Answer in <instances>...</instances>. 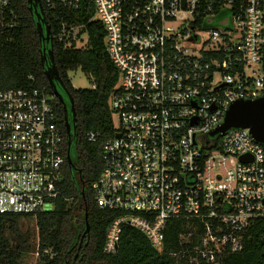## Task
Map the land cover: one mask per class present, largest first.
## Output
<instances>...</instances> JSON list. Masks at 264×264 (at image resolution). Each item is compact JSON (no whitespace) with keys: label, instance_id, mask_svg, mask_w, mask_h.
<instances>
[{"label":"built area","instance_id":"2783aa9c","mask_svg":"<svg viewBox=\"0 0 264 264\" xmlns=\"http://www.w3.org/2000/svg\"><path fill=\"white\" fill-rule=\"evenodd\" d=\"M43 1L59 23L53 40L65 47L81 41L84 27L64 14H78L82 0ZM90 2L120 75L110 100L118 124L92 184L98 206L118 213L105 254L116 252L124 225L161 249L170 222L186 218L202 231L181 234L171 255L187 264H222L244 250L250 228L264 220V145L249 128L211 136L234 103L264 99V0ZM18 24L9 1L0 0V43ZM59 105L44 87L0 81L1 217L36 221L63 196ZM100 137L87 134L91 143Z\"/></svg>","mask_w":264,"mask_h":264},{"label":"trees","instance_id":"16d2710c","mask_svg":"<svg viewBox=\"0 0 264 264\" xmlns=\"http://www.w3.org/2000/svg\"><path fill=\"white\" fill-rule=\"evenodd\" d=\"M8 1L9 8L19 16V24L9 40L0 43V81L9 88L44 87L53 94L50 83L53 79L57 88H63L69 95L75 112L74 117L69 113L74 121L69 137L64 107L61 103L57 107L66 154L65 181L60 185L63 196L56 201L54 212L36 220L39 264H187L171 254L179 250L181 234L193 232L195 228V233H201L202 226L194 219L172 220L161 249L154 248L141 231L124 225L116 252L111 255L104 252L107 229L118 213L98 206L92 184L103 170L104 143L114 137L110 100L117 91L120 75L106 51V33L102 23L95 18L90 0H82L78 14H64L68 16V23L84 27L88 36L85 49L77 48L75 42L71 47H65L53 40L59 23L51 19L43 0L45 26L42 30L38 27V16L30 9L29 0ZM238 1L240 4L243 0ZM47 30L51 54L44 61ZM79 68L92 81L93 89L77 90L72 86L68 74ZM30 75L35 82L27 79ZM89 132L101 134L98 142L88 141ZM69 140L72 141L70 156L73 146L76 149V158L71 156V166L67 162ZM21 221L20 216H0V264H23L24 256L32 252V237L30 233H22ZM194 240L196 242L197 238ZM222 264H264V220L254 222L244 250L225 257Z\"/></svg>","mask_w":264,"mask_h":264},{"label":"water","instance_id":"95a60500","mask_svg":"<svg viewBox=\"0 0 264 264\" xmlns=\"http://www.w3.org/2000/svg\"><path fill=\"white\" fill-rule=\"evenodd\" d=\"M41 8V7H40ZM37 15V12H36ZM43 16V14H41ZM41 27V24H39ZM46 37L49 39L50 33L47 30ZM50 52L48 55L50 56ZM47 60V56L44 55V61ZM53 61V59H52ZM54 69V65L52 67V70ZM50 83L53 89V95L58 99V101L63 105L64 107V121H65V127L67 131V135L71 136L72 126L69 121V109L68 106L65 103L64 97L60 94V92L57 89L55 80L50 79ZM70 104H71V114L74 117V106L73 102L71 101L69 95L67 94ZM231 128H249L251 130V135L253 139L262 145H264V99H258L256 101H238L234 103L230 110L227 113L225 123L223 126L213 132L211 136H215L218 133L224 134L227 130ZM72 146V141L69 140L68 143V153H67V162L71 166L72 159L70 156V148ZM247 159V156H243L241 158V161H245ZM88 230V225H87Z\"/></svg>","mask_w":264,"mask_h":264},{"label":"rangeland","instance_id":"374dc122","mask_svg":"<svg viewBox=\"0 0 264 264\" xmlns=\"http://www.w3.org/2000/svg\"><path fill=\"white\" fill-rule=\"evenodd\" d=\"M180 25V22H179ZM178 26H176L174 29L177 31ZM207 36H203V40H206ZM79 43V44H78ZM77 45L79 48L85 49L87 48V43H88V36L86 34L83 35V39L81 41H78ZM69 80L71 81L72 86L79 90V89H93V84L92 81L85 75V73L82 71L81 68L69 72L68 74ZM60 94L64 97V100L66 101V104L69 109V113H71V106H70V101L69 98L64 92L62 88H58ZM70 124L73 128L74 126V121L72 116L70 115L69 117ZM113 122L114 125L117 126L118 122L116 117H113ZM71 156L73 158H76V149L75 146H73L72 151H71ZM20 229L22 233L27 234L30 233L32 237V252L28 255H25L23 258V264H39V259L40 256L38 254V245H39V238H38V229L36 227V221L34 220H28V219H22Z\"/></svg>","mask_w":264,"mask_h":264},{"label":"flooded vegetation","instance_id":"af4514ba","mask_svg":"<svg viewBox=\"0 0 264 264\" xmlns=\"http://www.w3.org/2000/svg\"><path fill=\"white\" fill-rule=\"evenodd\" d=\"M29 4L31 5V8H30L31 11L34 9L35 14L37 12V16H38L37 17L38 18V27H40L39 24H41V27L42 26H45V16H44V11H43L42 1L41 0H29ZM41 14H43V16H41ZM41 30H42V28H41ZM50 43H51V40L47 38V47L44 49V53H46V56H48V53H49L48 45Z\"/></svg>","mask_w":264,"mask_h":264}]
</instances>
